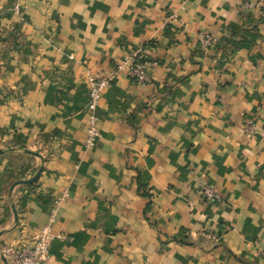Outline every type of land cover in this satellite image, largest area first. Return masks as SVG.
Returning a JSON list of instances; mask_svg holds the SVG:
<instances>
[{"label": "crops", "instance_id": "0c3cea01", "mask_svg": "<svg viewBox=\"0 0 264 264\" xmlns=\"http://www.w3.org/2000/svg\"><path fill=\"white\" fill-rule=\"evenodd\" d=\"M48 223L47 264H264V0H0V264Z\"/></svg>", "mask_w": 264, "mask_h": 264}, {"label": "built area", "instance_id": "2783aa9c", "mask_svg": "<svg viewBox=\"0 0 264 264\" xmlns=\"http://www.w3.org/2000/svg\"><path fill=\"white\" fill-rule=\"evenodd\" d=\"M255 4L244 2L242 9L251 10ZM199 43L204 49H212L215 47L213 37L208 34L200 33L198 35ZM156 63L149 60L143 55V50L129 53L121 63L113 67L112 75L108 77H88L86 85L88 89L87 101V121H86V139L84 146L88 149L94 146L98 137L97 118L95 110L101 100L102 91L108 86L113 76L126 70V74L137 84L146 85L150 82L148 71ZM246 134L252 132V125H245ZM202 198L205 202L216 203L219 197L215 192L205 186L201 190ZM52 218L49 219V222ZM64 239L62 235H53L50 231L49 223L44 227L33 231L29 236H23L17 243L7 247L2 255L10 261V264H47L48 263V247L53 239Z\"/></svg>", "mask_w": 264, "mask_h": 264}, {"label": "water", "instance_id": "95a60500", "mask_svg": "<svg viewBox=\"0 0 264 264\" xmlns=\"http://www.w3.org/2000/svg\"><path fill=\"white\" fill-rule=\"evenodd\" d=\"M37 176H34L32 179L27 181H21L22 184H32L36 180ZM4 232H0V235H2Z\"/></svg>", "mask_w": 264, "mask_h": 264}, {"label": "trees", "instance_id": "16d2710c", "mask_svg": "<svg viewBox=\"0 0 264 264\" xmlns=\"http://www.w3.org/2000/svg\"><path fill=\"white\" fill-rule=\"evenodd\" d=\"M150 60V59H149Z\"/></svg>", "mask_w": 264, "mask_h": 264}]
</instances>
